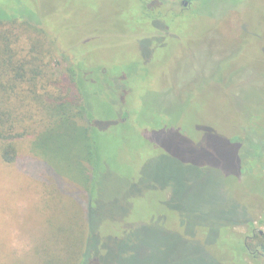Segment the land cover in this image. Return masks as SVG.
<instances>
[{"label":"rangeland","instance_id":"rangeland-1","mask_svg":"<svg viewBox=\"0 0 264 264\" xmlns=\"http://www.w3.org/2000/svg\"><path fill=\"white\" fill-rule=\"evenodd\" d=\"M184 1L0 0L14 18L44 28L54 48L49 74L80 63L100 97L91 111L101 119L97 160L108 169L92 187L86 264H243L231 237L250 239L253 230L231 224L248 216L264 234V0ZM126 110L132 117L123 129ZM137 124L159 157L141 162L135 154ZM175 127L184 131L170 149L178 157L167 159ZM21 145L15 163L0 158V264L27 263L51 235L48 217L68 212L57 209L63 198L55 194L51 206L41 205L57 176H37L43 158L30 141ZM59 161L66 173L73 169ZM169 175L175 220L135 216L142 210L133 201ZM65 178L67 193L82 192ZM122 221L132 227L113 233ZM257 257L246 259L259 264Z\"/></svg>","mask_w":264,"mask_h":264},{"label":"trees","instance_id":"trees-1","mask_svg":"<svg viewBox=\"0 0 264 264\" xmlns=\"http://www.w3.org/2000/svg\"><path fill=\"white\" fill-rule=\"evenodd\" d=\"M186 1L194 5L203 0ZM53 50L43 27L20 17L14 18L0 7V158L6 164L15 163L21 152L22 140L30 141L31 151L42 157L45 163L37 176L43 178L45 171L57 176L54 183L47 184L55 190L49 196L43 195L41 205L47 201L51 206V197L55 194V197L64 200H56L57 209L61 207L68 211L66 217L61 219L48 217L51 235L41 237L34 246L35 253L27 254V263L22 264H86L87 250L93 237L90 219L94 193L92 187L96 176L108 169L100 166L101 161L97 160L96 131H100L98 123L101 119L91 111V101L95 99L99 102L100 97H96L97 90L92 89L94 86L88 87L82 80L80 63L74 62L58 73L49 74L46 58L52 57ZM104 73L109 75L103 69L101 74ZM124 84L127 85V81ZM127 111V119L119 120L118 126H124L123 129L132 117V112ZM138 126L135 125L134 133L131 134V147L135 154L141 157V162L159 157L156 150L148 151L144 130ZM92 129H95L91 134L95 140L88 136ZM179 131L175 127L172 132L173 137L168 144L170 148L167 147L163 154L167 159L178 157L170 149L173 150L174 140L181 137L180 132H184ZM83 139H86V143ZM62 159L67 166L73 167L68 173L60 165L62 162L59 160ZM135 171L138 173L140 169L135 168ZM65 177L80 185L82 192L67 193L61 187V180ZM169 177L153 184L152 193L133 201L135 209L142 210L135 216L143 215L144 220L150 221L175 220L176 217L169 211L175 182L174 176ZM238 224H247L253 230L250 239H244L237 233L236 237H231V242L236 248L239 247L241 262L249 264L247 256L251 254L254 258V254H257L259 264H264V234L254 228L248 216L231 224V229ZM126 227L131 228L132 224L113 222L111 230L116 233L118 229L123 231ZM110 237L114 238L113 234Z\"/></svg>","mask_w":264,"mask_h":264},{"label":"flooded vegetation","instance_id":"flooded-vegetation-1","mask_svg":"<svg viewBox=\"0 0 264 264\" xmlns=\"http://www.w3.org/2000/svg\"><path fill=\"white\" fill-rule=\"evenodd\" d=\"M185 5H189L190 3L189 2H187L186 0L183 2ZM104 72H106V69H104ZM104 75H107V73H104ZM125 85V87H127V85L126 84H124Z\"/></svg>","mask_w":264,"mask_h":264},{"label":"water","instance_id":"water-1","mask_svg":"<svg viewBox=\"0 0 264 264\" xmlns=\"http://www.w3.org/2000/svg\"><path fill=\"white\" fill-rule=\"evenodd\" d=\"M263 233V232H262Z\"/></svg>","mask_w":264,"mask_h":264}]
</instances>
